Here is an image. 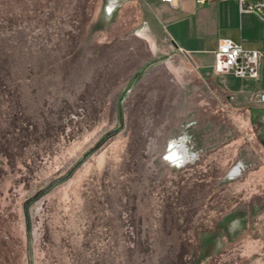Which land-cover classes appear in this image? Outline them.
I'll use <instances>...</instances> for the list:
<instances>
[{"label": "rangeland", "instance_id": "rangeland-1", "mask_svg": "<svg viewBox=\"0 0 264 264\" xmlns=\"http://www.w3.org/2000/svg\"><path fill=\"white\" fill-rule=\"evenodd\" d=\"M156 1L0 0V264H264V60L146 40Z\"/></svg>", "mask_w": 264, "mask_h": 264}, {"label": "crops", "instance_id": "crops-1", "mask_svg": "<svg viewBox=\"0 0 264 264\" xmlns=\"http://www.w3.org/2000/svg\"><path fill=\"white\" fill-rule=\"evenodd\" d=\"M148 8L154 19L142 36L155 41L156 35H162L169 49L194 66L208 69V61L214 63L223 38L240 43L246 50L264 51V22L252 13L242 12L235 0H176L174 6L157 0Z\"/></svg>", "mask_w": 264, "mask_h": 264}, {"label": "built area", "instance_id": "built-area-1", "mask_svg": "<svg viewBox=\"0 0 264 264\" xmlns=\"http://www.w3.org/2000/svg\"><path fill=\"white\" fill-rule=\"evenodd\" d=\"M174 6L176 0H158ZM203 2V0H199ZM242 12L252 13L264 22V0H235ZM264 51L246 50L230 38L219 40L212 69L216 74H232L239 78H259Z\"/></svg>", "mask_w": 264, "mask_h": 264}, {"label": "bare ground", "instance_id": "bare-ground-1", "mask_svg": "<svg viewBox=\"0 0 264 264\" xmlns=\"http://www.w3.org/2000/svg\"><path fill=\"white\" fill-rule=\"evenodd\" d=\"M114 3V2H113ZM111 5V4H110ZM109 5V6H110ZM111 10V9H110ZM110 13V12H109ZM238 172V169H235L232 173H231V175H235L236 173Z\"/></svg>", "mask_w": 264, "mask_h": 264}, {"label": "water", "instance_id": "water-1", "mask_svg": "<svg viewBox=\"0 0 264 264\" xmlns=\"http://www.w3.org/2000/svg\"><path fill=\"white\" fill-rule=\"evenodd\" d=\"M110 135V134H109ZM108 136V135H107Z\"/></svg>", "mask_w": 264, "mask_h": 264}, {"label": "trees", "instance_id": "trees-1", "mask_svg": "<svg viewBox=\"0 0 264 264\" xmlns=\"http://www.w3.org/2000/svg\"><path fill=\"white\" fill-rule=\"evenodd\" d=\"M264 127V126H263Z\"/></svg>", "mask_w": 264, "mask_h": 264}]
</instances>
